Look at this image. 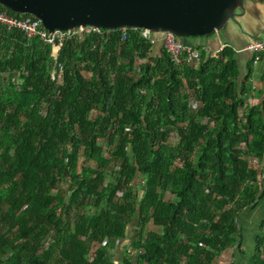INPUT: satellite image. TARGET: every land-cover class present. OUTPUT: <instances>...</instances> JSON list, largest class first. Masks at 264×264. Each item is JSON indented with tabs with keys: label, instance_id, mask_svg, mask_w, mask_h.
<instances>
[{
	"label": "trees",
	"instance_id": "obj_1",
	"mask_svg": "<svg viewBox=\"0 0 264 264\" xmlns=\"http://www.w3.org/2000/svg\"><path fill=\"white\" fill-rule=\"evenodd\" d=\"M140 32L65 41L57 83L53 46L0 24V264H214L242 248L264 101L249 104L232 47L177 64Z\"/></svg>",
	"mask_w": 264,
	"mask_h": 264
},
{
	"label": "water",
	"instance_id": "obj_2",
	"mask_svg": "<svg viewBox=\"0 0 264 264\" xmlns=\"http://www.w3.org/2000/svg\"><path fill=\"white\" fill-rule=\"evenodd\" d=\"M249 1L258 0H0V6L40 18L49 31L127 26L190 39L219 34L230 22L244 31L240 18Z\"/></svg>",
	"mask_w": 264,
	"mask_h": 264
},
{
	"label": "crops",
	"instance_id": "obj_3",
	"mask_svg": "<svg viewBox=\"0 0 264 264\" xmlns=\"http://www.w3.org/2000/svg\"><path fill=\"white\" fill-rule=\"evenodd\" d=\"M244 31L233 22L219 34H213L206 37H199L197 39H185L187 43L195 47H202L207 52L215 54L219 49L225 46H230L235 50L236 59L238 62L241 78L249 77L248 85L251 89V96L249 104L255 106L264 101V51L261 58L255 61V54L250 51L242 50L253 38L264 36V0L249 1L246 3V13L240 18ZM163 49L160 41L155 45V50ZM252 166L258 170L264 188V157L261 159H251ZM239 227L242 232V248H235L248 257L254 253L256 247L257 236H264V196L260 203L252 209L243 211L238 218ZM134 227V228H133ZM136 225L131 224L128 228L129 234L134 233ZM134 231V232H133ZM248 248L247 252L244 251ZM244 249V250H243ZM234 249L223 253L217 260L220 264L226 263L223 256L234 253ZM226 257V258H227ZM248 258V261H249ZM248 263V262H247Z\"/></svg>",
	"mask_w": 264,
	"mask_h": 264
},
{
	"label": "built area",
	"instance_id": "obj_4",
	"mask_svg": "<svg viewBox=\"0 0 264 264\" xmlns=\"http://www.w3.org/2000/svg\"><path fill=\"white\" fill-rule=\"evenodd\" d=\"M0 24L4 25L8 30L18 29L22 31L27 39L38 36L44 43L53 46L56 66L51 73V79L57 83L63 81L64 67L57 61V54L65 41L91 34H109L113 30L93 25H80L69 30L55 29L54 31H49L38 17L28 14L22 16L13 15L3 9H0ZM129 28L140 30L142 36L150 39L153 43L160 41L163 49L170 54L173 61L177 64H181L182 62L193 64L199 59L200 52L192 44L187 43L183 38L173 33L155 34L149 29L127 26L120 27V30L123 35H126ZM242 50L253 52L255 54V61L259 60L264 51V36L253 38Z\"/></svg>",
	"mask_w": 264,
	"mask_h": 264
},
{
	"label": "rangeland",
	"instance_id": "obj_5",
	"mask_svg": "<svg viewBox=\"0 0 264 264\" xmlns=\"http://www.w3.org/2000/svg\"><path fill=\"white\" fill-rule=\"evenodd\" d=\"M191 39V38H190ZM86 75H88V73H86ZM178 138H179V136H178V134L177 133H174V135H172L171 136V141L172 142H176L177 140H178ZM88 163H90L91 165H95V162L93 161V160H88ZM166 197L167 198H169L170 197V193L169 192H167L166 193ZM136 224V223H135ZM134 228V227H133ZM138 229H140V226L139 227H137ZM136 228V229H137ZM155 228V227H154ZM135 229V230H136ZM134 230V231H135ZM133 231V232H134ZM139 231V230H138ZM136 232V231H135ZM132 233V234H129V232H128V235H129V238L128 239H126V240H117V242H116V245H115V247L113 248V249H111V251L108 253V255H107V257L109 258L111 255H110V253L113 255V257H114V261L115 260H118V258L120 259L122 256H124L125 255V253H127L130 249H131V247L129 246V244H130V242H131V239L132 238H134V237H136V235H137V233ZM99 246V245H98ZM129 246V247H128ZM125 247H127L126 249H125ZM124 250V251H123ZM235 250V251H234ZM233 251H234V253H233V255H232V253L230 254V256H228L227 257V255H225V256H223V257H221V258H223V262H224V259L226 260V263L229 261V264H248L247 262H248V255L246 254V253H243V252H241V251H239V250H236V249H234ZM244 250V249H243ZM247 250H248V248H246L244 251H246L247 252ZM127 251V252H126ZM110 255V256H109ZM112 256H111V258H113ZM227 257V258H226ZM215 263H217V264H220L219 262H218V260L215 262ZM224 264V263H223Z\"/></svg>",
	"mask_w": 264,
	"mask_h": 264
}]
</instances>
